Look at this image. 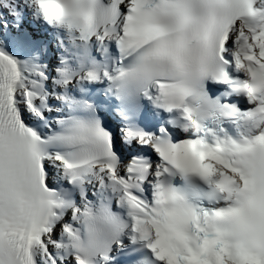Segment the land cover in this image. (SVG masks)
Masks as SVG:
<instances>
[{
    "label": "snow or ice",
    "instance_id": "6c2138e0",
    "mask_svg": "<svg viewBox=\"0 0 264 264\" xmlns=\"http://www.w3.org/2000/svg\"><path fill=\"white\" fill-rule=\"evenodd\" d=\"M5 10L0 264H264V0Z\"/></svg>",
    "mask_w": 264,
    "mask_h": 264
}]
</instances>
